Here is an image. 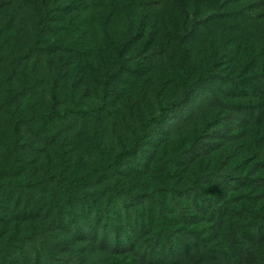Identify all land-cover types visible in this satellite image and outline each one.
<instances>
[{"label":"rangeland","instance_id":"obj_1","mask_svg":"<svg viewBox=\"0 0 264 264\" xmlns=\"http://www.w3.org/2000/svg\"><path fill=\"white\" fill-rule=\"evenodd\" d=\"M198 1L0 0V201H8L6 208L0 206V216L8 220L0 218V232L2 227H58L51 223L53 216L46 217V204L57 212L58 203L64 201L60 194L62 183L88 173L99 162L100 151L117 154L142 132V117L157 114L167 101L184 97V78L207 71L211 51H230L236 56L232 65H239L237 73L243 70L248 80L256 79L253 73L259 62L242 66L248 59L247 46L234 49L221 29L224 24L219 25L221 31L216 29L213 38L189 42ZM67 4L70 10L63 11L62 5ZM243 4L230 5L241 9ZM213 9L219 11L212 1L203 0L204 16ZM41 17L45 30L39 38L36 30ZM140 27L142 36L130 44L124 55L117 54L105 40V31L120 40L130 29L135 32ZM182 46L191 50L189 61L183 58ZM219 65L226 80L237 74L231 73L225 58ZM243 101L253 104L256 98L250 96ZM225 102L224 96L206 99L204 112L202 103L194 119L184 128L172 130L169 150L185 138L189 141L185 148L189 150L203 133L205 137H215L218 129H230L231 118L240 111L224 109ZM54 105L62 117L38 134L43 115ZM77 106L95 111L80 114L74 111ZM194 107L196 104L189 106L191 112ZM182 120H186L184 116L177 121ZM150 133L157 135L158 128ZM128 163L136 165L135 161H127L123 168L126 173L131 171ZM157 164L149 173L152 188L173 184L183 175L180 169L185 163L176 164L170 172H161L163 164ZM194 171H203V156L193 165ZM194 177L190 175L186 182ZM123 179L122 172L113 171L105 186ZM142 179L134 178L141 189ZM20 180L42 183L36 182L31 189L17 186ZM6 181L14 183L17 190L2 184ZM43 186L47 188L40 190ZM10 195L14 200H8ZM17 197H21L19 201ZM33 203L38 215L30 210ZM17 256L21 262L24 260L19 252ZM64 257L80 262L82 256L75 253ZM89 260V264L97 262L95 258Z\"/></svg>","mask_w":264,"mask_h":264},{"label":"trees","instance_id":"obj_2","mask_svg":"<svg viewBox=\"0 0 264 264\" xmlns=\"http://www.w3.org/2000/svg\"><path fill=\"white\" fill-rule=\"evenodd\" d=\"M210 1L219 11L213 9L204 16L203 0L195 4L189 42L213 38L219 25L224 24L221 29L234 49L247 46L248 59L242 66L259 62L253 73L256 79L248 80L243 70L237 73L239 65H232L236 56L230 51H211L207 71L184 78V97L167 101L157 114L142 117V132L117 154L100 151L99 162L88 173L62 183L64 201L58 203L57 212L45 203L46 217L53 216L51 223L58 227H2L0 264H89L90 258H95L96 264H264V0ZM232 2L244 4L235 9ZM70 8V4L61 7L63 11ZM185 13L190 15L189 11ZM43 19L37 24L39 38L45 30ZM142 30L130 29L120 40L105 31V40L117 54L124 55L142 36ZM207 33L209 36H205ZM52 41L47 43L49 47ZM181 49L184 60L189 61L190 48ZM224 58L231 73H237L230 80L218 69ZM222 96L226 98L224 109L240 111L231 118L230 129H218L215 137L203 133L189 150L185 148L189 142L186 138L169 150L172 130L184 128L200 113L202 103L204 112L206 99ZM250 96L256 102L244 104ZM192 104L196 107L191 112ZM74 111L85 114L95 110L77 106ZM181 116L186 120L179 123ZM59 117L62 113L52 106L43 115L37 133H44ZM155 128L157 139L150 133ZM49 137L45 135L47 140ZM202 156L203 171L192 173ZM130 160L136 165L128 163L131 171L126 173L123 168ZM157 163L163 164L161 172L185 163L180 169L183 175L173 184L152 188L149 173ZM113 171L122 172L124 179L107 187ZM190 175L195 177L187 183ZM134 178H143L139 181L142 189ZM36 182L42 183L20 180L15 184L34 189ZM2 184L16 189L11 181ZM14 198L10 195L8 200ZM7 203L0 201V206L6 208ZM30 210L33 215L40 213L34 203ZM0 218L8 221L6 216ZM5 235L7 239H3ZM18 252L24 257L22 262ZM75 253L82 256L80 262L64 257Z\"/></svg>","mask_w":264,"mask_h":264}]
</instances>
